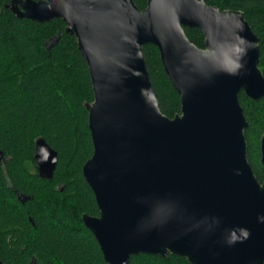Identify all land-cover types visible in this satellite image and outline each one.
<instances>
[{"label": "water", "instance_id": "95a60500", "mask_svg": "<svg viewBox=\"0 0 264 264\" xmlns=\"http://www.w3.org/2000/svg\"><path fill=\"white\" fill-rule=\"evenodd\" d=\"M7 7L36 23L61 19L87 66L93 153L82 175L99 214L82 215V223L104 262L129 264L146 254L189 264H264V179L247 159L239 103L240 92L264 99V76L259 40L243 13L206 0H147L143 10L132 0H11ZM186 28L200 30L204 48L189 41ZM145 45L157 48L180 97L172 119L160 112ZM40 147L48 162H39ZM260 151L264 167V135ZM34 160L39 178L51 180L58 155L42 138ZM233 232L240 239L229 244Z\"/></svg>", "mask_w": 264, "mask_h": 264}, {"label": "trees", "instance_id": "16d2710c", "mask_svg": "<svg viewBox=\"0 0 264 264\" xmlns=\"http://www.w3.org/2000/svg\"><path fill=\"white\" fill-rule=\"evenodd\" d=\"M43 1V0H33ZM143 10L147 0H132ZM0 0V261L4 264H106L82 215L98 216L82 167L93 153L86 105L93 102L89 72L74 37L61 19L36 23L19 19ZM221 11H241L259 40L264 76V0H206ZM204 48L198 29H184ZM146 70L160 112L180 114V97L171 86L159 52L142 47ZM239 103L248 123L246 154L256 179H264L260 140L264 99L243 92ZM42 138L57 152L51 180L37 175L35 142ZM28 197L20 201L17 196ZM129 264H189L175 255L139 254Z\"/></svg>", "mask_w": 264, "mask_h": 264}, {"label": "clouds", "instance_id": "9594fccd", "mask_svg": "<svg viewBox=\"0 0 264 264\" xmlns=\"http://www.w3.org/2000/svg\"><path fill=\"white\" fill-rule=\"evenodd\" d=\"M38 151H39V155H40L39 162L40 163L48 162L49 157H50V153L48 152V150L45 147H40ZM55 162H56V158L52 157L51 163L55 164ZM258 220L261 222H264V216L258 217ZM240 234L243 237V239H247L250 236V233L246 229H241ZM239 239H240V236H237L235 234V232H233L232 235L230 236L229 240H228V243L232 244Z\"/></svg>", "mask_w": 264, "mask_h": 264}]
</instances>
